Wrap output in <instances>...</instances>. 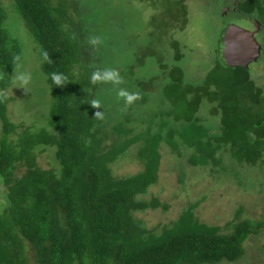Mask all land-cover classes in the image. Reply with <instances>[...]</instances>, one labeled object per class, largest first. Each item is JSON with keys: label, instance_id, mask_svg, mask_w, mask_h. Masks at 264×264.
I'll return each instance as SVG.
<instances>
[{"label": "trees", "instance_id": "trees-1", "mask_svg": "<svg viewBox=\"0 0 264 264\" xmlns=\"http://www.w3.org/2000/svg\"><path fill=\"white\" fill-rule=\"evenodd\" d=\"M193 1L130 0L124 8L118 0L115 9L111 0H14L12 13L16 8L40 46L52 97L47 124L24 127L12 118L16 99L8 94L22 50L5 28L10 8L0 0V176L7 188L0 264H235L246 258V243L264 231V218L234 220L223 230L201 222L190 207L158 232L136 215L169 209L145 199L159 181L163 145L182 161L183 175L187 168L208 169L217 180L240 184L243 169L264 176V75L250 70L264 51L248 67L229 65L221 50L224 27L214 67L191 80L176 35L187 28ZM138 9L150 25L121 37L125 16ZM238 11L264 34V0H240ZM111 17L117 27L109 26ZM256 40L264 50V40ZM105 70L118 72L122 83L93 82ZM53 73L64 77L63 86ZM120 90L136 99L128 104ZM49 147L56 148L57 170L39 165ZM132 149L143 169L116 176L113 165Z\"/></svg>", "mask_w": 264, "mask_h": 264}, {"label": "rangeland", "instance_id": "rangeland-1", "mask_svg": "<svg viewBox=\"0 0 264 264\" xmlns=\"http://www.w3.org/2000/svg\"><path fill=\"white\" fill-rule=\"evenodd\" d=\"M3 5L9 7L8 19L5 28L15 38L22 50V60L16 68L13 76L14 84L8 94L16 99L11 106V115L19 126L27 127L33 123L47 124L50 116L52 97L46 78L41 70L40 46L27 26L25 19L14 8V0H1ZM112 7L118 9V0H111ZM240 0H202L189 3L190 16L187 28L178 32L177 39L185 47L187 73L191 80L203 79L214 67L216 48L224 27L241 28L251 27L247 20L238 11ZM124 8L132 5L130 0H124ZM109 5V4H108ZM151 15L155 14L153 8ZM162 10V6L158 7ZM139 9L135 16H125V34L121 37L137 35L140 29L150 25L145 21ZM118 23L120 20L118 19ZM114 18L111 17L110 27H117ZM260 30V29H259ZM128 31V32H127ZM127 32V33H126ZM259 32V31H258ZM257 32V33H258ZM261 42L264 34H257ZM262 60L251 65L250 70L263 79L264 55ZM183 63V64H184ZM1 72V71H0ZM21 75L30 77L27 85L19 81ZM200 79V80H201ZM199 81V80H198ZM0 93L1 87H0ZM48 117V118H47ZM215 123V122H213ZM21 131V129H20ZM2 137V124L0 121V139ZM42 148L39 149L41 151ZM161 165L159 181L150 187L145 196L146 201L158 199L161 204L168 205L165 211L163 207L157 210H148L137 213L149 230L161 231L164 227L176 222L180 216L190 207H194L196 217L210 226H219L226 229L228 222L244 219L261 220L264 218V176L255 175L249 169L241 172V181L233 179L217 180L210 176L208 169L187 168L186 175L181 170L182 161L171 155L166 146L161 148ZM136 150L132 149L131 156L122 158L113 169L118 177L135 175L141 172L142 165L136 160ZM39 165L44 170L59 169L56 159V148L49 147L41 153L38 159ZM260 176V177H259ZM6 186L0 176V215L3 214L6 205ZM239 211H242L239 213ZM239 213V214H238ZM247 256L244 260L235 264H264V231L252 236L246 243ZM227 264V263H223Z\"/></svg>", "mask_w": 264, "mask_h": 264}, {"label": "water", "instance_id": "water-1", "mask_svg": "<svg viewBox=\"0 0 264 264\" xmlns=\"http://www.w3.org/2000/svg\"><path fill=\"white\" fill-rule=\"evenodd\" d=\"M221 50L229 65L243 67L257 61L262 53L255 32L237 26H230L227 29L222 39Z\"/></svg>", "mask_w": 264, "mask_h": 264}, {"label": "clouds", "instance_id": "clouds-1", "mask_svg": "<svg viewBox=\"0 0 264 264\" xmlns=\"http://www.w3.org/2000/svg\"><path fill=\"white\" fill-rule=\"evenodd\" d=\"M45 58H47V54H45ZM29 79H30V77L27 75H21L19 77V81L21 82L22 85H27L29 83ZM51 79L57 86H63L64 77L61 74L53 73L51 75ZM92 80H93V82H95L97 80H101L103 82H111L114 85H119L122 83V80H121L119 73L116 72L115 70H105L102 73H100V72L94 73L92 76ZM118 97L122 98V99H126V102L128 104H131L136 99V97L134 95L129 94L125 90H120L118 92ZM92 105L94 107H99V103L96 101H93ZM96 116L100 117L101 113L97 112Z\"/></svg>", "mask_w": 264, "mask_h": 264}, {"label": "flooded vegetation", "instance_id": "flooded-vegetation-1", "mask_svg": "<svg viewBox=\"0 0 264 264\" xmlns=\"http://www.w3.org/2000/svg\"><path fill=\"white\" fill-rule=\"evenodd\" d=\"M251 20V22H250V25H251V27L249 28V27H246V28H244V29H247V30H249V31H252V32H255V36H256V39H257V32H258V30H256L255 29V26H257V24H258V26H260V24L258 23V22H255L256 20H252V19H250ZM257 33V34H256ZM260 45H261V47H262V50H261V52L263 53V46H262V44L260 43Z\"/></svg>", "mask_w": 264, "mask_h": 264}]
</instances>
